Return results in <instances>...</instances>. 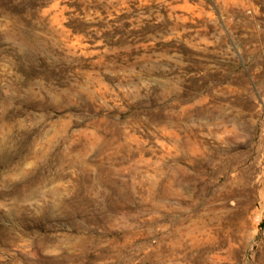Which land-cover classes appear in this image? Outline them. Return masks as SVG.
Instances as JSON below:
<instances>
[{
    "label": "rangeland",
    "instance_id": "374dc122",
    "mask_svg": "<svg viewBox=\"0 0 264 264\" xmlns=\"http://www.w3.org/2000/svg\"><path fill=\"white\" fill-rule=\"evenodd\" d=\"M0 264H264V0H0Z\"/></svg>",
    "mask_w": 264,
    "mask_h": 264
}]
</instances>
